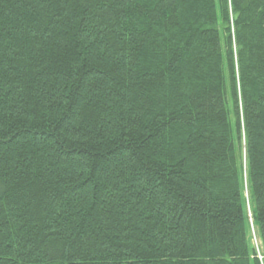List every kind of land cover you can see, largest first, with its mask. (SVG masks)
Masks as SVG:
<instances>
[{
    "label": "trees",
    "instance_id": "16d2710c",
    "mask_svg": "<svg viewBox=\"0 0 264 264\" xmlns=\"http://www.w3.org/2000/svg\"><path fill=\"white\" fill-rule=\"evenodd\" d=\"M0 264H264V0H0Z\"/></svg>",
    "mask_w": 264,
    "mask_h": 264
},
{
    "label": "rangeland",
    "instance_id": "374dc122",
    "mask_svg": "<svg viewBox=\"0 0 264 264\" xmlns=\"http://www.w3.org/2000/svg\"><path fill=\"white\" fill-rule=\"evenodd\" d=\"M254 235H255L254 232H252V241H253L254 245H257L258 244L257 238Z\"/></svg>",
    "mask_w": 264,
    "mask_h": 264
}]
</instances>
